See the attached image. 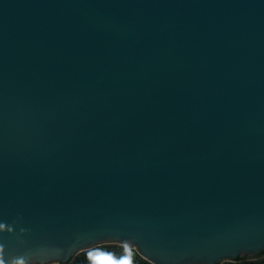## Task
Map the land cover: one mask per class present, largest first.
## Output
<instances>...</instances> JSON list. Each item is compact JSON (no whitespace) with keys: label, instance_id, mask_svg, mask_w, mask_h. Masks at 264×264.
Masks as SVG:
<instances>
[{"label":"water","instance_id":"1","mask_svg":"<svg viewBox=\"0 0 264 264\" xmlns=\"http://www.w3.org/2000/svg\"><path fill=\"white\" fill-rule=\"evenodd\" d=\"M103 245L264 251V0H0V264Z\"/></svg>","mask_w":264,"mask_h":264},{"label":"trees","instance_id":"2","mask_svg":"<svg viewBox=\"0 0 264 264\" xmlns=\"http://www.w3.org/2000/svg\"><path fill=\"white\" fill-rule=\"evenodd\" d=\"M68 264H149L131 249L103 245L75 256ZM223 264H264V251L255 259L238 258Z\"/></svg>","mask_w":264,"mask_h":264},{"label":"rangeland","instance_id":"3","mask_svg":"<svg viewBox=\"0 0 264 264\" xmlns=\"http://www.w3.org/2000/svg\"><path fill=\"white\" fill-rule=\"evenodd\" d=\"M261 255V254H260ZM241 258H249V257H241Z\"/></svg>","mask_w":264,"mask_h":264}]
</instances>
